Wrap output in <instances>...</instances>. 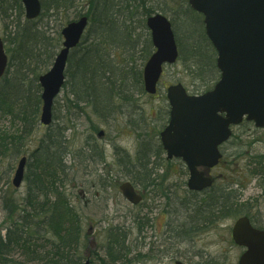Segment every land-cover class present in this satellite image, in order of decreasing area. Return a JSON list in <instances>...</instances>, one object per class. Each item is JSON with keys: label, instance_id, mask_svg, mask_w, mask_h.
Returning <instances> with one entry per match:
<instances>
[{"label": "trees", "instance_id": "1", "mask_svg": "<svg viewBox=\"0 0 264 264\" xmlns=\"http://www.w3.org/2000/svg\"><path fill=\"white\" fill-rule=\"evenodd\" d=\"M77 1L88 5V11L79 17L87 15L89 26L82 42L69 54L64 84L65 89L68 88V103L78 111L82 110L81 114L83 109L91 107L93 113L106 119L114 111L115 97L133 100L132 95L145 93L143 66L154 51L146 17L155 10L147 7L144 0H40L42 13L36 20L25 18L22 0H0V18L5 21L7 36L4 40L9 54L7 72L0 80V167L6 157L20 155L27 138L42 126L39 77L52 66L63 38L61 31L56 37L50 34L49 26L39 25V20L67 12ZM136 1L143 3L144 14L139 15ZM174 10L171 22L180 50L179 60L183 61L195 82L198 81L194 82L195 90L208 89L217 81L220 72L216 65V50L205 32L203 16L190 7L188 0H180ZM182 28L185 41L180 35ZM112 50H115V56ZM117 52H121L119 56H123V60L117 59ZM46 129L37 148L27 155V193L23 206L13 201L4 204L10 225L5 228V234L0 230V264L85 263L81 250L82 216L65 190L70 169L68 126L62 122ZM139 129L146 130L145 127ZM139 138L134 159L116 147L119 164L129 170L130 180L135 184L154 189V185L158 187L159 175L155 167L160 168L165 160L161 156L163 148L160 143L155 146V155L160 162L149 168L147 150L150 142L142 134ZM92 147L87 146L84 150L102 159L103 150ZM106 174L112 181L110 170ZM108 183L112 184L102 181L105 189H108ZM162 193L169 198L165 191ZM187 193L184 205L192 208L191 223L186 227L189 232L202 229L200 224L209 227L220 218L236 216L242 211L233 206L227 193L217 189V184L202 194ZM139 229H145L141 221ZM130 235L118 225L110 226L106 232V254L95 256L94 261L112 264L141 259V253L130 255L132 249L126 244ZM17 250L25 258L23 263L13 257Z\"/></svg>", "mask_w": 264, "mask_h": 264}, {"label": "rangeland", "instance_id": "2", "mask_svg": "<svg viewBox=\"0 0 264 264\" xmlns=\"http://www.w3.org/2000/svg\"><path fill=\"white\" fill-rule=\"evenodd\" d=\"M135 3L139 4V15L144 14L143 3L139 1ZM144 3L147 7L154 8L155 12L164 13L171 18L180 0H144ZM87 11L88 5L77 1L67 12L39 20V25H48L50 34L56 37L69 20H75ZM4 24L5 21L0 18V36L6 39ZM183 30L184 28L180 32L182 39ZM112 53L115 56V50H112ZM120 53L117 52L116 56ZM117 59L124 58L119 56ZM190 74L181 59L167 65L156 95L136 93L132 95L133 100L115 97L114 111L106 119L93 113L91 107L83 109L82 114L79 113L82 110L78 111L67 101L68 88L64 87L57 98L52 124L65 122L68 126L66 134L70 145L68 155L70 169L65 190L70 193L73 205L82 216L83 256L89 253L92 260L96 255L104 257L107 229L118 225L131 233L126 242L132 249L130 255L135 256L139 253L145 255L143 261H137L140 264H174L175 260L189 264H238L243 248L236 245L231 237V229L236 219L247 214L256 224L264 226L262 194L264 188L259 186V179L258 181L256 177L249 179L247 175L249 169H255L253 165L255 158L257 156L264 158V128L257 129L253 124L243 123L236 127L233 141L222 146L224 157L220 165L210 171L217 180V189L229 195V201L234 203L233 206L240 207L247 213L243 211L236 216L220 218L205 230H198L190 236L185 234L183 229L191 223L189 217L192 208L188 209L184 205L188 197L186 184L188 173L179 160H173L171 164L161 162L160 168L155 167V172L159 174L157 188L154 185V189H144V186L138 185L140 191L147 190L144 199L145 210L135 209L119 190L120 183L129 180L131 173L119 164L117 148L119 152L134 159L139 148V134H142L150 142L148 144L150 149L147 150L150 157L149 168L160 162L155 155V146H159L160 143L157 140L159 136H153L159 135L167 122L169 106L166 88L172 83L182 82L190 93H196L195 83L198 81L195 82ZM141 127H145L146 130L141 131L139 129ZM46 128L39 126V129L27 138L21 154L14 158L6 157L1 164L0 230L2 229L3 234L6 233L5 228L10 225L4 204L13 201L23 206V199L27 193L26 180L20 187H15L12 183L18 162L22 156L29 155L37 148L40 137L47 131ZM100 131L104 132L101 136ZM87 146L91 149L94 148L92 146H97L99 150H103V158H98L87 149L84 150ZM161 156H164L162 152ZM109 170L112 181L107 179L109 176L106 172ZM132 170L135 172L136 168ZM102 181L105 184L107 181L112 182L113 185L108 183V189L107 187L105 189ZM162 191L168 194V199L163 196ZM136 220L144 223L145 229L142 232ZM13 257L22 263L25 260L18 250ZM86 258L87 256L84 264ZM97 262L95 260L89 264H99ZM112 264L129 263L118 261Z\"/></svg>", "mask_w": 264, "mask_h": 264}, {"label": "water", "instance_id": "3", "mask_svg": "<svg viewBox=\"0 0 264 264\" xmlns=\"http://www.w3.org/2000/svg\"><path fill=\"white\" fill-rule=\"evenodd\" d=\"M27 19L42 11L40 0H22ZM191 7L204 15L206 33L215 47L221 78L214 88L201 95H190L183 84L168 87L170 120L160 137L168 158H182L190 173L188 186L201 191L213 185V179L199 168L211 169L222 158L220 146L231 135V126L246 117L257 127H264V0H189ZM88 25L83 16L69 22L62 30L63 48L51 69L40 76L42 112L40 122L53 121L54 101L65 81L69 52L76 47ZM156 51L144 67V86L150 94L157 92L163 65L174 63L178 47L171 21L157 13L147 18ZM8 66V56L0 37V78ZM27 157L15 172L13 184L19 187L25 175ZM124 197L138 203L142 197L130 182L121 184ZM233 239L247 250L239 264H264V230L254 228L248 217L239 218ZM177 264H183L177 262Z\"/></svg>", "mask_w": 264, "mask_h": 264}, {"label": "flooded vegetation", "instance_id": "4", "mask_svg": "<svg viewBox=\"0 0 264 264\" xmlns=\"http://www.w3.org/2000/svg\"><path fill=\"white\" fill-rule=\"evenodd\" d=\"M237 127V126H236ZM236 127H233V133H232V136H231V138L229 139V141L228 142H230V141H233V138L236 136V134H235V132H234V130L236 129ZM175 160V159H174ZM253 165L255 166V169H253V170H250L249 169V171L247 172V175H248V177H250L249 179H251V178H254V177H256V179H257V181H258V179L260 180L259 181V186L260 187H263L264 188V158L263 159H260V160H254V162H253ZM248 179V181H250ZM247 181V182H248ZM262 194H264V192L262 193ZM135 209H140V208H138L137 206L135 207ZM243 211H245V210H242V212ZM247 211H249V210H247ZM246 212V211H245ZM247 213V212H246ZM247 215V214H246ZM247 216H249V215H247ZM252 221V223H253V225L256 227V228H261V229H264V226H260V225H258V224H256L255 223V221H253V219L251 220ZM139 221L137 220V225H138V228H139V223H138ZM200 227V226H199ZM232 229H233V227H232ZM232 229H231V237H232ZM184 231V233L185 234H187L188 236H190V235H192V234H195V232H193V231H191V232H189V231H187L186 230V226H185V228L183 229ZM141 231V230H140ZM142 232V231H141ZM232 240H233V238H232ZM241 248H243V252H242V254L245 252V250H246V248L245 247H241ZM241 254V255H242ZM240 255V256H241ZM85 256H87V258H86V264H89V263H91V255L88 253L87 255H85ZM84 256V257H85ZM97 256V255H96ZM144 257V256H143ZM141 258L140 259V261L142 260H144V258ZM95 258V257H94ZM94 260H92V262H93ZM176 261L177 260H175L174 261V264L176 263ZM183 262H185V261H183ZM139 263V262H138ZM186 263V262H185ZM187 264H189V263H187Z\"/></svg>", "mask_w": 264, "mask_h": 264}]
</instances>
